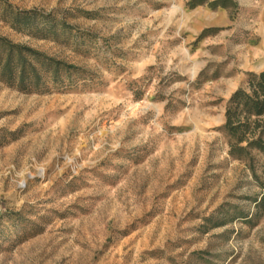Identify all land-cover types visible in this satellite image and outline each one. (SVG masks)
<instances>
[{"label": "rangeland", "instance_id": "obj_1", "mask_svg": "<svg viewBox=\"0 0 264 264\" xmlns=\"http://www.w3.org/2000/svg\"><path fill=\"white\" fill-rule=\"evenodd\" d=\"M212 1L0 0V264H264V158L221 130L264 0Z\"/></svg>", "mask_w": 264, "mask_h": 264}, {"label": "trees", "instance_id": "obj_2", "mask_svg": "<svg viewBox=\"0 0 264 264\" xmlns=\"http://www.w3.org/2000/svg\"><path fill=\"white\" fill-rule=\"evenodd\" d=\"M207 1L190 0L189 8L193 9L205 4ZM209 5L210 7H216L219 5V0H214ZM222 7H225V5ZM5 47L7 55L4 61L3 73H7L10 75V79H13L16 74V71L12 70L13 54L17 53L18 59L14 61L15 66L20 67L19 81L22 84L25 82L28 66L22 58L24 53H28L39 64H47V60H44L35 52L10 44H6ZM48 63V68L51 65L56 71L59 70L58 62L50 60ZM35 75L37 74L35 73ZM221 130L227 139L228 154L232 158L245 161L249 165L252 164L251 152L253 151L258 152L264 158V71L246 73L242 85L231 94L226 102L224 123ZM250 167L252 168V166ZM253 177L260 188V193L255 198L254 203L257 210H264V177L259 180L254 172Z\"/></svg>", "mask_w": 264, "mask_h": 264}, {"label": "crops", "instance_id": "obj_3", "mask_svg": "<svg viewBox=\"0 0 264 264\" xmlns=\"http://www.w3.org/2000/svg\"><path fill=\"white\" fill-rule=\"evenodd\" d=\"M254 55L257 56V59H258L257 65L255 66V69L257 70V72L255 73L264 71V67H262V65H264V36H263V42L261 43V45L258 46Z\"/></svg>", "mask_w": 264, "mask_h": 264}]
</instances>
